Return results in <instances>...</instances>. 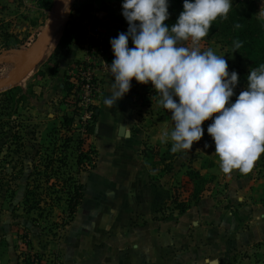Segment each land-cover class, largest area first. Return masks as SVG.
<instances>
[{"label":"rangeland","instance_id":"rangeland-1","mask_svg":"<svg viewBox=\"0 0 264 264\" xmlns=\"http://www.w3.org/2000/svg\"><path fill=\"white\" fill-rule=\"evenodd\" d=\"M55 2L56 0H0V53L11 47L20 48L24 53L30 52L36 46L37 36L51 16ZM252 2L257 15L264 20L261 16V13H264V0ZM122 3L123 0H67L52 28L41 61L21 79L0 90V226L2 231L9 229L11 232L20 264L27 251L45 253L50 257L56 255L64 264L61 251L67 230L66 225L62 226L67 217L63 212L64 202L54 201L47 191L46 203L41 202L39 208L27 211L28 205L23 204L27 185L30 189H38L37 191L43 194L48 189L49 183L43 177L48 173L44 167L48 156L65 157L64 161L68 162V165L61 167L59 178L50 177V182L54 181L57 187L61 185L67 173H75L73 162L77 152L73 150V146L66 151L60 150L62 138L71 134L75 138L80 134L84 137L83 148L93 147L96 151L95 156L100 158L98 167L104 169L112 166L102 152L98 156L94 127L99 117L103 83L107 79L114 80V77L109 69L99 68L101 89L92 100L95 107L92 114L95 118L88 122L93 125L92 132H87L84 126L86 119L80 118L86 113L83 101L77 98L75 93L67 95L64 81L71 67H74L75 61L85 58L86 54L83 56L82 50L85 52L87 39L99 37L97 39H105L110 43L118 34L127 32L128 23L122 15ZM168 4L169 18L165 24L171 27L181 11L174 5V0H168ZM65 30L66 34L63 37ZM61 39L64 44L69 42L68 49L70 48L71 53L67 52L66 48L59 47ZM128 46L133 47L131 38ZM200 47L202 51L211 48L217 55L224 56L228 62L229 73L232 71L238 73L239 82L231 98L234 102L240 91L247 86L246 78L249 74L247 62L237 59L230 47L213 40L203 39ZM73 53L75 54L72 55ZM113 59L108 61L111 63ZM20 62V56H13L1 62L0 81L10 75ZM112 83L104 84L107 96L110 95ZM131 86L129 92L123 96L124 101L121 98L122 100H118L115 106L105 108L107 119L126 120L130 117L132 108L131 127L135 134L140 133L139 136L142 137V150L146 149L147 153L153 156L151 158L153 161L158 159V154L166 153V162L151 166V176L153 180L160 182L163 173L167 172L164 164L172 168L174 181L170 186L169 210L174 209L173 199L182 200L194 187L186 176L188 169H196L204 176L202 197L217 199L220 207L224 204L226 209L224 215L232 219V224L229 223L225 234L223 233L232 245L234 238L244 231L245 225L240 224L239 228L235 225L234 216L238 207L244 205L248 209L247 212H250L251 205L259 203L264 205V154L255 162L250 173L241 174L237 170L233 171L237 173V177L251 176L252 184L238 191L236 197L239 196V199L234 195L230 197L226 182L228 180L225 179L232 174L225 175L220 171L218 157L214 152V142L207 133V127L212 121L203 123L204 135L200 141L194 142L190 151L173 153L170 140L167 143L161 142L162 133L165 131L170 133L174 125L169 111L158 105L159 94L150 83L143 85L133 79ZM65 114L73 118L72 127H75L73 130H66L62 126V117ZM205 144L208 145L207 148ZM119 159L117 158V162ZM58 164L55 162L54 167ZM118 165L125 167V164ZM89 171L90 169L81 172L83 173L81 180L84 185L91 188L94 180L91 174H87ZM158 192L164 193L163 188ZM229 212L233 213L232 218ZM240 246L235 244L231 251H238L239 258L244 260V264H264V246L260 247L261 253L256 250V244L249 252L244 250L245 246Z\"/></svg>","mask_w":264,"mask_h":264},{"label":"crops","instance_id":"crops-1","mask_svg":"<svg viewBox=\"0 0 264 264\" xmlns=\"http://www.w3.org/2000/svg\"><path fill=\"white\" fill-rule=\"evenodd\" d=\"M107 82L114 80L103 83L94 137L98 156L102 152L112 166L99 168L100 158L96 157L95 166L87 173L92 175L93 185L91 188L84 185L82 202L66 225L61 249L64 264H210L211 260L217 264H244L240 253L231 251L235 244L245 246L248 252L256 244V250L261 253L260 247L264 246V205L261 203L251 205L250 212L244 205L238 207L235 225L238 228L240 224L245 225L232 245L223 235L232 219L224 215L225 205L220 207L217 199L202 197L197 205L183 213L168 209L174 172L171 169L163 173L160 182L152 179V165L142 155V137L131 127L132 108L126 120L107 119L103 103ZM121 124L124 125L122 135L119 134ZM80 174L83 183V173ZM236 174L232 172L225 179L230 197H236L238 191L252 184L251 176L237 177ZM161 188L164 193L160 194ZM187 199L188 196L182 200ZM229 216L232 218L233 213L229 212ZM0 234V264H20L11 232L2 231L0 226Z\"/></svg>","mask_w":264,"mask_h":264},{"label":"clouds","instance_id":"clouds-1","mask_svg":"<svg viewBox=\"0 0 264 264\" xmlns=\"http://www.w3.org/2000/svg\"><path fill=\"white\" fill-rule=\"evenodd\" d=\"M168 7V0H123L128 30L110 40L114 59L106 65L114 82L103 103L115 106L133 79L150 83L159 94L158 105L171 114L174 127L161 135L162 143L171 141V152L190 151L204 135L203 123L211 120L207 133L220 171L248 174L264 154V64L249 71L247 86L232 102L238 73H229L224 56L200 47L213 22L227 19L231 0H183L171 27L165 24ZM241 47L234 41L235 50Z\"/></svg>","mask_w":264,"mask_h":264},{"label":"trees","instance_id":"trees-1","mask_svg":"<svg viewBox=\"0 0 264 264\" xmlns=\"http://www.w3.org/2000/svg\"><path fill=\"white\" fill-rule=\"evenodd\" d=\"M232 8L228 13L227 19L218 18L213 22L209 34L204 39L213 40L215 42L221 43L223 46L230 47L236 54V58L239 60H245L249 67V71L258 68L260 65L264 64V20H262L256 13V9L252 0H231ZM174 5L178 7L180 11L183 10V0H174ZM236 24L241 25V27H235ZM66 34V30L63 33V37ZM69 41V40H68ZM234 41L242 42V47L238 50L234 49ZM100 42L106 43L105 39L92 38L89 45L87 46V53H90V49L98 45ZM69 42L64 44L63 39L59 42L60 48H66L67 52L70 51ZM66 52V53H67ZM75 63H83L85 61H75ZM247 80V79H246ZM74 83L70 81L69 76H66L64 81V88L67 95L74 93ZM62 126L66 130H73L75 127L73 125V118L70 115H63ZM93 118L94 115H93ZM84 126L87 132L93 131V125L90 123H85ZM74 143V144H73ZM73 144V145H72ZM84 137L78 134L75 138L73 135H65L62 138L60 145V150H67L70 146H73V150L77 152L75 157V162H73L75 173H67V176L61 179V185H57L50 182V177L59 178V173L63 165H68L65 157H47L44 162L45 171L48 170L47 174H44V180L49 183L48 189L45 193L38 192V189H30L27 185L25 189V194L23 197V204L28 205L27 211L39 208L41 202L46 203L47 191L48 195L51 196L54 201H63L64 207L63 212L66 213V219H64L62 226L67 225L74 217V214L81 204L84 196V184L79 179V174L83 171L91 169L95 166V149L90 147L89 149H84ZM146 149L142 150V155L150 165H155L157 163L166 162L165 152L158 154V161H153L152 155L147 153ZM157 156V154H155ZM88 163H85V162ZM58 162V165L54 163ZM165 170L170 171L172 168L164 164ZM39 174V173H38ZM186 176L192 184L194 185L192 191L188 195L186 201L173 199V208L178 211V213H183L192 206L197 205V203L202 198V193L204 191L202 183L205 181L204 176L196 169H188L186 171ZM63 182V183H62ZM52 194V195H50ZM48 198V199H50Z\"/></svg>","mask_w":264,"mask_h":264},{"label":"built area","instance_id":"built-area-1","mask_svg":"<svg viewBox=\"0 0 264 264\" xmlns=\"http://www.w3.org/2000/svg\"><path fill=\"white\" fill-rule=\"evenodd\" d=\"M90 40L87 39L86 41L85 58L79 60L85 61V64L75 63L74 67H71L69 74H67L70 81L75 85V96L81 99L86 107L84 109L85 115L80 117L81 120L86 119L85 123H88L93 118L92 112H94L95 107L92 104V100L95 99L101 89L98 70L100 67L109 69L108 65L111 63L108 60L114 58L111 44L107 41L106 43L100 42L98 45L93 46L90 49V53H87V46ZM27 252L24 254L21 264H63L56 258V255L50 257L48 254L37 251Z\"/></svg>","mask_w":264,"mask_h":264},{"label":"water","instance_id":"water-1","mask_svg":"<svg viewBox=\"0 0 264 264\" xmlns=\"http://www.w3.org/2000/svg\"><path fill=\"white\" fill-rule=\"evenodd\" d=\"M66 2L67 0H56L51 16L37 36L36 46L30 52L24 53L20 48L11 47L0 53V63L13 56L21 57V62L11 72V74L0 81V90L12 84L14 81L21 79L30 69H32L41 61L48 46L52 28L58 21ZM123 129L124 125L121 124L119 127L120 135L123 134ZM210 264H217V261L211 260Z\"/></svg>","mask_w":264,"mask_h":264}]
</instances>
